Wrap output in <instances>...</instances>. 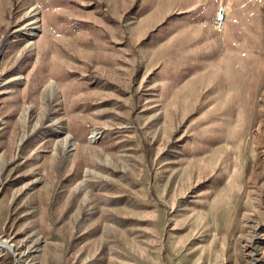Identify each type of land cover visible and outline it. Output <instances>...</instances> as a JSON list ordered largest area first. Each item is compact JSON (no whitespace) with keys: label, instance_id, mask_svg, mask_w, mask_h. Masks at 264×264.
I'll use <instances>...</instances> for the list:
<instances>
[{"label":"rangeland","instance_id":"1","mask_svg":"<svg viewBox=\"0 0 264 264\" xmlns=\"http://www.w3.org/2000/svg\"><path fill=\"white\" fill-rule=\"evenodd\" d=\"M262 129L264 0H0V264H264Z\"/></svg>","mask_w":264,"mask_h":264},{"label":"built area","instance_id":"2","mask_svg":"<svg viewBox=\"0 0 264 264\" xmlns=\"http://www.w3.org/2000/svg\"><path fill=\"white\" fill-rule=\"evenodd\" d=\"M228 9L226 6L220 5L217 7L213 27L217 33H222L225 30V19L227 16Z\"/></svg>","mask_w":264,"mask_h":264},{"label":"bare ground","instance_id":"3","mask_svg":"<svg viewBox=\"0 0 264 264\" xmlns=\"http://www.w3.org/2000/svg\"><path fill=\"white\" fill-rule=\"evenodd\" d=\"M262 133L264 135V129H262ZM262 154L264 155V150H263ZM244 222H245V227L248 230H252L251 218H250V215H248L247 213L244 215ZM244 240H247L246 242L248 244V238H244ZM2 247L7 248L8 250H10V249L12 250V247L11 246H7L6 244H3Z\"/></svg>","mask_w":264,"mask_h":264},{"label":"crops","instance_id":"4","mask_svg":"<svg viewBox=\"0 0 264 264\" xmlns=\"http://www.w3.org/2000/svg\"><path fill=\"white\" fill-rule=\"evenodd\" d=\"M228 1H232V2H234V3H235V2H236V1H238V0H228Z\"/></svg>","mask_w":264,"mask_h":264}]
</instances>
